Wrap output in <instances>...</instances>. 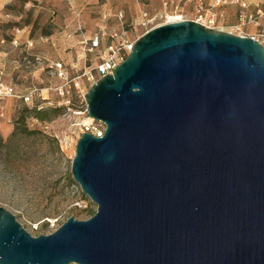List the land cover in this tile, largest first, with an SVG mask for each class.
I'll list each match as a JSON object with an SVG mask.
<instances>
[{"label":"water","instance_id":"1","mask_svg":"<svg viewBox=\"0 0 264 264\" xmlns=\"http://www.w3.org/2000/svg\"><path fill=\"white\" fill-rule=\"evenodd\" d=\"M106 127L71 175L95 205L34 237L0 207V264H264V47L182 20L85 95Z\"/></svg>","mask_w":264,"mask_h":264},{"label":"rangeland","instance_id":"2","mask_svg":"<svg viewBox=\"0 0 264 264\" xmlns=\"http://www.w3.org/2000/svg\"><path fill=\"white\" fill-rule=\"evenodd\" d=\"M171 19L264 47V0H0V81L15 93L0 100V207L30 235L96 213L71 175L78 124L89 122L85 95L92 84L85 73L99 63L111 34L136 42ZM96 35L102 48L89 53L86 43ZM35 106L58 110L48 121L28 118L32 134L12 137L22 110Z\"/></svg>","mask_w":264,"mask_h":264},{"label":"built area","instance_id":"3","mask_svg":"<svg viewBox=\"0 0 264 264\" xmlns=\"http://www.w3.org/2000/svg\"><path fill=\"white\" fill-rule=\"evenodd\" d=\"M162 1L167 5L169 0ZM143 19H147L146 14ZM135 43L136 42L123 39V37H120L117 33L111 34L109 43L105 45L104 52L100 55L99 63H97L93 69H90L85 73L87 81L93 85L103 77L112 75L116 68L124 62L132 52ZM86 44L88 46L87 51L92 53L93 51L102 48V39L99 35H96ZM57 67L60 68L61 64H57ZM14 94V88L12 86L0 81V100L12 97ZM88 119L91 121H84L83 123L78 124L81 126L80 131L82 135L88 133L96 137H102L106 129L105 125L90 117Z\"/></svg>","mask_w":264,"mask_h":264},{"label":"trees","instance_id":"4","mask_svg":"<svg viewBox=\"0 0 264 264\" xmlns=\"http://www.w3.org/2000/svg\"><path fill=\"white\" fill-rule=\"evenodd\" d=\"M58 109H51V108H41L35 106L34 108L30 109L28 107H25L20 117L18 118L17 125L15 127V131L12 134V137L15 136L18 133L22 135H29L32 134L31 131L27 128L26 121L28 118H34L38 121H48L51 119L53 113L57 112ZM11 138H8L5 142H1V145H6L9 143ZM95 213H90V216L92 217Z\"/></svg>","mask_w":264,"mask_h":264},{"label":"bare ground","instance_id":"5","mask_svg":"<svg viewBox=\"0 0 264 264\" xmlns=\"http://www.w3.org/2000/svg\"><path fill=\"white\" fill-rule=\"evenodd\" d=\"M176 21H179L178 19H171L170 20V22H176ZM169 23V22H168ZM89 122L91 121V120H88Z\"/></svg>","mask_w":264,"mask_h":264}]
</instances>
